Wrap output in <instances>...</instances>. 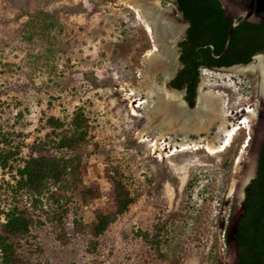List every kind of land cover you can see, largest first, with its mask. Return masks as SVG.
<instances>
[{
    "label": "rangeland",
    "instance_id": "obj_1",
    "mask_svg": "<svg viewBox=\"0 0 264 264\" xmlns=\"http://www.w3.org/2000/svg\"><path fill=\"white\" fill-rule=\"evenodd\" d=\"M145 1L153 4L150 13H156L154 31L166 30V47L156 32H147L133 8L119 0H0V126L14 142H24L18 157L0 168V210L26 205L25 194L16 191V169L33 141L51 130L46 118L53 115L68 121L77 107L84 109L92 134L86 146L83 185L97 184L100 194L83 203L68 193L71 214L90 223L95 210L109 205L113 195L106 172L111 168L124 174L136 197L98 238L95 249L86 233L62 243L56 224L36 211L34 216L39 215L41 222L20 239V264H168L136 234L151 232L166 218L174 221L175 228L169 244L160 250L169 261L180 256V264L237 262L233 221L237 213H243L264 136V62L257 66L259 61L253 59L234 69H201L196 91H220L228 114L256 109L251 127L237 130L225 150L215 154L204 148L164 146L169 138L161 136L158 125L163 115L176 116L179 126L191 134L187 126L212 116L209 111L208 118L202 111H191L195 103L186 107L183 85L173 84L182 68L180 42L186 30L176 0ZM147 53L157 58L158 68L150 79L157 89L158 114L153 130L141 134L147 118L141 109L133 110L132 89L145 96L148 84L143 76L153 72L143 63ZM249 66L253 68L246 69ZM165 84L178 94L176 99L162 96L159 90ZM178 105L183 107L175 108ZM176 126L172 136L179 139L186 131ZM156 140L166 148L161 153L155 149ZM238 156L242 159L236 171ZM235 176V190L230 194ZM179 211V216L172 214Z\"/></svg>",
    "mask_w": 264,
    "mask_h": 264
},
{
    "label": "trees",
    "instance_id": "obj_2",
    "mask_svg": "<svg viewBox=\"0 0 264 264\" xmlns=\"http://www.w3.org/2000/svg\"><path fill=\"white\" fill-rule=\"evenodd\" d=\"M176 4L190 22L187 38L180 42V60L186 66L173 82L176 87L188 80L197 81V66L200 63L208 67L249 63L253 53L264 47V24H241L233 31L227 50L214 58L213 55L222 52L227 31L233 23V20H227L219 0H178ZM237 35L243 38V43H236L234 37ZM193 90L194 86L187 98L190 105L193 103ZM46 127L51 130L44 138L33 141L22 166L16 169V191L25 194L26 205L21 208L14 204L0 210L4 216V221L0 223V264H20L19 241L29 235L33 225L41 222L39 215L34 216L36 211L56 224L59 228L57 238L62 243L86 233L90 236L91 249H95L98 238L136 201L124 174L117 168H111L112 171L106 172L113 195L109 205L95 210L90 223L73 216L68 193L77 196L83 203L100 194L97 184L91 183L86 187L82 181L87 168L86 146L92 137L89 118L82 107H77L68 121L48 116ZM14 141L8 133L1 131L0 126L2 169L20 154L24 142ZM172 214L179 216L182 213ZM174 230V221L166 218L160 219L151 232L138 230L136 234L166 258L168 264H180V256H172L169 261L167 254L160 251L163 244H169ZM235 240L239 246L237 264H264V145L256 177L247 188L244 212L237 223Z\"/></svg>",
    "mask_w": 264,
    "mask_h": 264
},
{
    "label": "bare ground",
    "instance_id": "obj_3",
    "mask_svg": "<svg viewBox=\"0 0 264 264\" xmlns=\"http://www.w3.org/2000/svg\"><path fill=\"white\" fill-rule=\"evenodd\" d=\"M119 1L123 5H128L131 8H133L138 18L145 26L147 32L149 33L156 32L157 38L159 39L158 32L156 30L154 31L153 29L154 22L155 25H158V23H157V19L154 18V16H156L155 15L156 13L155 14L150 13V10L152 8L151 7L152 3H147L145 0H119ZM153 18L155 19L154 21ZM156 62H157V58H154L151 53H147L145 58H143V63H146L150 67H153L152 70L153 72H150L145 76H143V79L148 84L147 89L145 91V96L142 95L143 93L139 89H132L135 99L133 102L136 103V105H132L133 110L136 111V109H134L136 107L138 108V110L141 109L142 113L145 114L147 118V122L143 130H141L140 132L141 134L142 133L148 134L150 131L153 130L154 126L152 122L154 120V117H156L158 114L155 110L157 108H155L154 106L155 104L154 101L157 100L156 98H154V92L157 89L154 87V83H153L154 80L150 79V77L152 78V75L154 76V73L158 68ZM252 68H253L252 66H249L246 69L250 70ZM262 75L264 76V73ZM262 84L264 85V82H262ZM159 91L162 92L161 93L162 96L164 97L168 96L171 99H176L178 96V94L175 91L168 89L166 84L164 85V88L161 87ZM181 100L182 99L180 94V101ZM225 103H226V99L220 91H216V90H207V91L205 90V92L199 91L198 103H197L198 105L195 108V110L202 111L205 114H207L209 111V114L212 117L210 116L211 118L207 122H205L204 119H201L198 120V123L196 122L194 125L187 126L186 129L189 128L188 130H193V133L192 134L189 133L184 128L186 132L182 133L179 139L178 138L176 139L175 137L172 136V134H176V129L174 128V126H176V124H177L176 127L179 126V119L176 118V116L173 117V116L163 115V118L161 119L158 125L162 131L161 136L167 135L169 138L168 143L165 144L163 143L164 146L168 145V148L170 149H183V150L188 148H197V149L204 148L206 152L215 153V154L225 150L226 147L230 144L231 139L236 134L237 130H239L242 126L244 127L246 126L250 128L251 125L254 123V119L256 117V109L251 107H246V109L240 110L239 111L240 113L236 111L235 113L228 114L227 111L225 110ZM161 104H163V101H161ZM206 116L208 118V114ZM182 127L179 126V128ZM184 130L182 128V131ZM154 146L155 149L158 150L160 153L162 152V150L166 149L163 148L162 143L158 142L157 140L154 143ZM243 151L244 149L242 150L241 153H243ZM241 159H242L241 156H238L237 160L235 161L236 171L239 169ZM236 178L237 176L234 177V180L230 186V191H229L230 194H232L233 191L235 190Z\"/></svg>",
    "mask_w": 264,
    "mask_h": 264
},
{
    "label": "water",
    "instance_id": "obj_4",
    "mask_svg": "<svg viewBox=\"0 0 264 264\" xmlns=\"http://www.w3.org/2000/svg\"><path fill=\"white\" fill-rule=\"evenodd\" d=\"M222 8L226 12V18L227 20H233V23L230 25L228 31H227V36L225 39V45L222 50V52L219 55H213V52L211 51L212 55L214 58H218L220 55H222L228 48V45L230 43L232 33L233 31L241 24H259L262 25L264 24V0H219ZM162 29V28H161ZM158 28V36L160 40H164V46L166 47V42H167V37L166 39H163L165 36V28L161 30ZM210 47H212L210 45ZM259 59V56H258ZM167 66V65H166ZM237 66L230 67L232 69L236 68ZM199 94V90L197 91ZM198 94L195 99V106L194 108H191L188 106V103L184 101L186 107L189 109L191 108L192 110H195L197 107L198 103ZM181 99L182 101L184 100L182 94H181ZM184 105V106H185ZM177 107H183L181 105L176 106ZM246 196V194H245ZM229 196L226 197L228 199ZM242 202V201H241ZM244 212V210H243ZM241 214L240 212L237 213L234 217V230L237 231V223L239 221Z\"/></svg>",
    "mask_w": 264,
    "mask_h": 264
},
{
    "label": "flooded vegetation",
    "instance_id": "obj_5",
    "mask_svg": "<svg viewBox=\"0 0 264 264\" xmlns=\"http://www.w3.org/2000/svg\"><path fill=\"white\" fill-rule=\"evenodd\" d=\"M178 0H176V2H177ZM181 16H182V18L185 20V35H184V38H183V40L182 41H184L186 38H187V31H188V28L190 27V22L185 18V16L183 15V13L181 12ZM232 38V37H231ZM234 40L236 41V43H243V38L242 37H239L238 35L237 36H235L234 37ZM231 41V40H230ZM181 53V52H180ZM236 55L237 56H240V54L239 53H236ZM221 56V55H220ZM219 56V57H220ZM258 56H260V57H262V59L261 58H259L258 59ZM257 60V61H259V63L257 64V66H259L260 65V62H261V60H263V62H264V47H262V48H260V49H258L256 52H254L253 53V55L251 56V60ZM251 60L249 61V62H251ZM182 62V68H181V70L183 69V68H185V66H186V63L185 62H183V61H181ZM246 64H248V63H234V64H231V65H228V66H223V65H218V66H210V67H208V66H205V65H202V63H200L198 66H197V72H198V75H197V81H194V80H188V81H186V82H184L182 85H183V87H184V97H185V101L189 104V102H188V100H187V98H188V96L191 94V92L189 91L190 90V88L191 87H193L194 86V90H193V94H194V96H193V103L192 104H194L195 103V99H196V97H197V91H196V86H197V83H198V81H199V79H200V76H201V69H213V68H230V67H233V66H247ZM180 70V71H181ZM180 71L178 72V74H177V76L175 77V79H174V81L176 80V78L179 76V73H180ZM173 81V82H174ZM257 112H258V108H257ZM261 112H262V114H263V112H264V107L261 109ZM235 113V112H234ZM238 113H240L239 111H238ZM250 139H252V137L250 136ZM264 145V136H263V139H262V141H261V144H260V147H259V153H258V160H259V157H260V152H261V148H262V146ZM256 174H257V170H256ZM238 246V245H237ZM238 248H239V246H238ZM239 252V251H238ZM238 263V253H237V262H236V264Z\"/></svg>",
    "mask_w": 264,
    "mask_h": 264
},
{
    "label": "built area",
    "instance_id": "obj_6",
    "mask_svg": "<svg viewBox=\"0 0 264 264\" xmlns=\"http://www.w3.org/2000/svg\"><path fill=\"white\" fill-rule=\"evenodd\" d=\"M247 140H248V138H247ZM225 233V232H224ZM224 233H223V237H224Z\"/></svg>",
    "mask_w": 264,
    "mask_h": 264
}]
</instances>
